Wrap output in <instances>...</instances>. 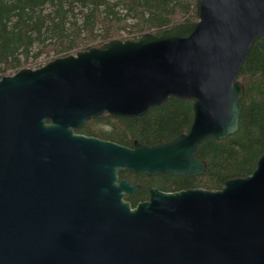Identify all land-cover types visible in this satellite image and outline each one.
I'll return each mask as SVG.
<instances>
[{"label": "water", "instance_id": "obj_1", "mask_svg": "<svg viewBox=\"0 0 264 264\" xmlns=\"http://www.w3.org/2000/svg\"><path fill=\"white\" fill-rule=\"evenodd\" d=\"M195 16L0 78V264H264V150L219 190L147 187L134 207L140 185L118 177L199 176L196 146L238 130L236 77L264 36V0H196ZM168 97L193 101L189 131L169 142L74 131Z\"/></svg>", "mask_w": 264, "mask_h": 264}, {"label": "trees", "instance_id": "obj_2", "mask_svg": "<svg viewBox=\"0 0 264 264\" xmlns=\"http://www.w3.org/2000/svg\"><path fill=\"white\" fill-rule=\"evenodd\" d=\"M196 0H0V78L23 67L120 38L160 35L164 30L196 21ZM72 10V11H71ZM37 50H33L34 45ZM237 81L243 86L238 130L221 140L206 138L194 155L206 164L205 172L189 177L118 174L140 185L126 200L134 207L148 197L147 187L173 192L188 188L219 190L225 181L246 177L264 150V36L251 44ZM193 101L168 97L145 114L125 117L103 113L90 117L75 133L133 147L134 142L158 145L189 131Z\"/></svg>", "mask_w": 264, "mask_h": 264}, {"label": "rangeland", "instance_id": "obj_3", "mask_svg": "<svg viewBox=\"0 0 264 264\" xmlns=\"http://www.w3.org/2000/svg\"><path fill=\"white\" fill-rule=\"evenodd\" d=\"M120 36H121V37H120L119 39H127V37H128V33H127L126 31L122 30V31H120ZM33 50H37V45H36V44L34 45ZM42 60H44V61L41 62L40 65H43V64H45L46 62H48V61H45V59H42ZM50 60H52V59H50ZM50 60H49V61H50ZM30 68H33V67H30Z\"/></svg>", "mask_w": 264, "mask_h": 264}, {"label": "bare ground", "instance_id": "obj_4", "mask_svg": "<svg viewBox=\"0 0 264 264\" xmlns=\"http://www.w3.org/2000/svg\"><path fill=\"white\" fill-rule=\"evenodd\" d=\"M72 11V10H71Z\"/></svg>", "mask_w": 264, "mask_h": 264}]
</instances>
